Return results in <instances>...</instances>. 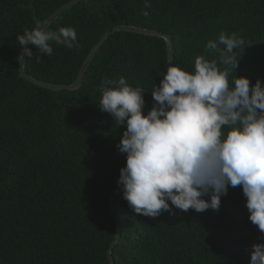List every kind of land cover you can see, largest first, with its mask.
Listing matches in <instances>:
<instances>
[{
  "label": "trees",
  "instance_id": "16d2710c",
  "mask_svg": "<svg viewBox=\"0 0 264 264\" xmlns=\"http://www.w3.org/2000/svg\"><path fill=\"white\" fill-rule=\"evenodd\" d=\"M71 1L0 0V264H110L116 222L108 201L125 166L116 147L125 128L99 109V86L104 79L124 77L145 91L147 114L154 85L169 67L163 39L116 32L91 61L77 91L54 92L22 79L17 37ZM150 4L81 1L47 28H74L79 47L52 42V54L44 56L31 45L25 73L44 83L71 85L107 31L133 26L170 37L172 66L192 72L194 59L204 56L216 59L221 70L229 68L230 86L236 76L264 87V0ZM221 32L244 40L234 49L233 73L219 63V51L205 48ZM245 205L236 186L221 197L217 211L184 212L170 204L172 214L151 218L131 211L120 186L113 200L120 232L111 252L114 264H249L252 245L264 244V234L248 219Z\"/></svg>",
  "mask_w": 264,
  "mask_h": 264
},
{
  "label": "clouds",
  "instance_id": "9594fccd",
  "mask_svg": "<svg viewBox=\"0 0 264 264\" xmlns=\"http://www.w3.org/2000/svg\"><path fill=\"white\" fill-rule=\"evenodd\" d=\"M150 7L145 0V8ZM42 25L17 37L23 49L18 60L33 55L28 44L44 56L52 54V42L79 47L74 28L49 31ZM242 45L237 33L221 32L205 48L219 51V63L233 73L238 65L234 49ZM229 76V68L221 70L216 59L204 56L194 59L192 72L170 66L154 85L147 114L142 88L122 76L101 82L99 109L125 128L116 145L126 157L117 183L133 213L172 214L170 204L184 212L217 211L228 188L241 186L248 219L264 234V87L235 75L230 86ZM249 264H264V244L252 245Z\"/></svg>",
  "mask_w": 264,
  "mask_h": 264
},
{
  "label": "water",
  "instance_id": "95a60500",
  "mask_svg": "<svg viewBox=\"0 0 264 264\" xmlns=\"http://www.w3.org/2000/svg\"><path fill=\"white\" fill-rule=\"evenodd\" d=\"M81 1H83V0H72L68 4L64 5L58 11H56L53 15H51L44 23H42L43 25L41 27L42 28H48L65 11L71 9L73 6L77 5ZM116 32H130V33H135V34H141V35L148 36V37H157V38L163 39L165 44H166L167 61H168L169 67L173 65V56H174L173 45H172V41L168 35H164L162 33H159V32L153 31V30H149V29H145V28H140V27L118 26V27L112 28L109 31H107L100 38V40L93 46L90 53L86 57L76 80L71 85H52V84L44 83L42 81H39L35 78L30 77L29 75H27L25 73V63H26V57L27 56H23V59L19 60V67H18L19 76L29 83H32V84L37 85L41 88L51 90L54 92L77 91L81 87L82 79H83L85 72L87 71V68L90 65L91 61L94 59V57L96 56L97 52L99 51V49L101 48L103 43L106 41V39L110 35H112ZM30 46H31V44L25 45V47H27V48H30ZM22 55H23V49L21 48L19 57H21ZM119 188H120V185L117 184L115 186L114 190L112 191V194H111L109 201H108V205L110 208L111 215L113 216L114 221L116 222L115 237H114V239H113L112 243L110 244V247L107 251V258H108L110 264H114V260L112 258L111 252H112L113 247L116 245V243L120 237L119 226L117 223V219L114 216L115 210L113 207V200H114L116 192Z\"/></svg>",
  "mask_w": 264,
  "mask_h": 264
}]
</instances>
